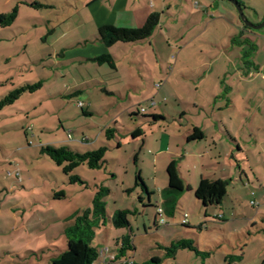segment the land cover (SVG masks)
I'll list each match as a JSON object with an SVG mask.
<instances>
[{"label":"rangeland","instance_id":"obj_1","mask_svg":"<svg viewBox=\"0 0 264 264\" xmlns=\"http://www.w3.org/2000/svg\"><path fill=\"white\" fill-rule=\"evenodd\" d=\"M32 1L49 7L36 9L23 3ZM210 1L212 9L216 7L219 11L217 15L228 17L229 10L238 21L229 0ZM249 1L250 7L263 13L264 0ZM15 5H18L15 21L8 27H0V100L19 86L37 82L41 86L31 92L26 90L12 103L0 106V264H51L50 258L66 248L64 230L73 224L72 215L87 212L99 185L110 190L105 205L106 222L113 210L130 207V235L136 249L131 258L133 264H158L151 261L152 257L159 255L163 260L164 256L156 243L167 244L178 238L193 239L199 253L180 249L174 259L168 258L160 264H264V241L259 237L264 231L256 233V227H263L264 222L256 216L255 226L244 218L254 215L257 206L249 205L246 187L238 179L228 187L224 197L223 210H226L228 222L214 218V213L210 212L206 228L196 227L197 224L192 227L181 225L185 212L192 223L204 218L205 207L200 201L198 205L195 203L194 193L182 199V208L173 219L163 214L165 221H174V224L163 225L158 216L159 236L153 233L154 226L143 230V223L150 222L157 207L151 204L143 213L139 210L133 214L137 204L139 209L144 207L139 206L138 193L144 189L143 195L148 197L142 180L137 178L139 167L151 173L153 163L152 151L145 152L144 157L141 152L142 157L136 162L134 152L142 143L131 137V131L142 128L147 131L150 142L159 136L158 133L151 134L158 125L148 127L155 122L150 123L142 116H160L162 128L166 121L174 127L194 121L195 116L214 113L211 105L213 84L224 86L228 82L226 78L230 80L234 74L233 67L240 64L234 56L225 59L224 35L228 27L222 19H218L223 22L221 26L215 24L214 27L211 23L205 33L200 34V38L210 39L211 50L208 51V41L204 43L205 47L201 40L198 41L199 37L191 38L198 29L196 27L202 29L206 25L203 20L197 24L195 15L191 19H178L165 14L163 22L146 41L150 56L147 57L148 66L144 68L147 80L142 82L128 69L126 62L119 61V70L115 72L107 64L103 66L104 71L98 69L96 63L85 60L96 52L101 41L83 0H0V13L10 11ZM253 13L251 8L244 9L247 19L259 24L264 16L258 21ZM245 30L258 36L257 42H261L264 49V25ZM215 42L216 54L212 50ZM198 45L202 46L201 52L192 54ZM112 48L116 53L121 51L119 44ZM155 48L161 51L160 58L154 56ZM257 62L264 63L263 52ZM228 68L231 75L224 77L222 72ZM85 80L89 86L83 87L81 84ZM127 80L133 81L132 86L126 83ZM120 86L123 88L119 89ZM81 87L83 91L77 92ZM180 117H184L183 122H179ZM106 129L113 130L109 139L105 135ZM165 141L162 140V145ZM44 145H68L79 152L106 146L105 162L100 169H89L85 165L73 169V174L87 182L88 186L84 188L79 183H69L63 166L41 152ZM122 184L129 185L131 196L117 193ZM59 191L63 195L56 196ZM217 206L221 205H211L210 210L217 213ZM167 227L172 229L168 234ZM94 231L92 245L99 249L108 247L113 252V232L106 233L103 226L95 227ZM94 264L120 262L98 259Z\"/></svg>","mask_w":264,"mask_h":264},{"label":"crops","instance_id":"obj_2","mask_svg":"<svg viewBox=\"0 0 264 264\" xmlns=\"http://www.w3.org/2000/svg\"><path fill=\"white\" fill-rule=\"evenodd\" d=\"M240 2L245 6L244 9L246 7L251 8L258 21L263 18L264 11L261 14L254 6L250 7L249 0H240ZM83 3L86 5L91 19H94L92 25L97 29L99 26L105 24L120 27H140L145 22L147 16L152 12L159 13V23L163 22V16L165 14L169 17L173 16V18L176 16L178 19L183 17L191 19L192 16L195 15V23L198 24L203 20L206 25L202 29H199L200 26L196 27L199 31H197V29L196 32L192 34L191 38L196 40L199 37L198 41L201 40L205 47L206 45L204 43L210 39L200 38L205 33L204 30L211 23H214V27H216L215 24L220 25V23L223 22L227 25L228 30L227 32L225 31L226 33L224 35V38L226 39L225 47L227 50L223 49L225 59L228 58V60H230L231 57L234 56L240 61V64L239 66L233 67V75L229 73L231 67L222 72L224 77L228 76V74L231 75L230 80H228V77L226 78L228 82L224 84V86L221 87V84H213L211 89V105L214 108V113L211 116H195L194 121H191L186 125L179 124L173 127L171 126V122L166 121V126L163 127V125L162 128H160L161 126H159V122H162L160 120L150 124L148 127L158 125V128L151 131V134L153 136L154 133L159 134L158 137H154L150 142L147 141V131L142 128H139L140 134L137 137H134V139H140L142 143L138 150L140 152H134V159H136L137 162L139 157H144L145 152L152 151L153 167L151 173H148L143 167H139L141 176L137 175V178L142 180L148 197L143 195L144 189L141 190V193H138L137 201L139 206L143 205L144 207L139 209L137 208V204L134 207L133 214L135 215L139 210L143 213L145 209H149V205L151 204L157 208L163 206L162 192L168 185L167 167L170 163H174L177 173L181 177L184 185L188 188L179 195L174 214L178 209L182 208V199L187 194L190 195V193H194L201 177L207 179L228 180L227 191L228 187L238 179L243 186L246 187L245 196L249 197V205L257 206L254 215H250L249 217L244 216V218H247L251 224H254L255 226H257L255 220L256 216H259L264 222V63L259 64L257 62L258 56L260 53H264V49L261 42H257L258 36L251 34L248 30L241 27L242 24L237 12L236 15L238 21L234 18V14L229 10L227 11L228 17L223 15L220 16V14L217 15L216 13H219V11H217L216 7L212 9L210 0H197L196 3L195 0H83ZM193 5L197 6V8L193 7ZM212 14H215V16ZM218 19H222L223 22ZM157 26L155 28H157ZM152 35L153 32L147 39L134 43L117 42L110 47H105L100 42L99 46L96 48V52L85 57V60L96 63L98 69H103L105 71L103 68L105 63L100 64L92 59L108 52L112 55L115 66L114 69L108 66L109 68L117 72L119 70V66L117 65L118 62H126L128 69L131 70V72L134 71V75L137 74L135 76L137 80L139 79L140 81L145 82L147 76L144 73V68H146L145 66H148L147 57L150 56L146 41L150 40ZM211 37L213 36L211 35ZM116 44L120 45L121 55H119L120 52L116 53L113 51L114 48L112 47ZM216 45V42L215 44H212V50L217 48ZM198 46L199 48L195 49L194 52L191 51L192 54H198L201 52L202 46ZM210 50L211 43L208 41V51ZM160 52V50L155 48L154 56L160 58ZM216 52L217 51L214 50L213 53L216 54ZM74 57L77 58L76 55H74ZM247 57L250 61L247 60ZM138 59L141 60L139 61ZM241 63L244 65L241 66ZM160 68V71H162L161 65ZM108 73L110 72H107V74ZM119 83H122V79L119 80ZM126 83L132 86L131 84L133 81L127 80ZM81 86H89V83L85 80L82 82ZM139 87L145 88L141 85H139ZM122 88V86L119 87V89ZM83 89L84 88L81 87L77 92H82ZM105 90L106 92L114 94V91L110 89ZM142 91L143 90L141 89L140 93ZM261 107H263V109H261ZM183 118L180 117L179 122H183ZM194 130L198 131V137L192 136ZM136 133L138 132L135 131V134ZM163 139H166L164 145H162ZM140 153L142 156L139 155ZM251 155L252 158L250 157ZM192 159L194 160L191 161ZM139 162H142V160H139ZM119 192L121 194L129 193L130 196L132 195L129 185L126 186L122 184L118 188L117 193ZM107 196L104 198L105 203ZM147 199L148 202H146ZM251 201H254L255 204L252 205ZM198 202L199 201L195 199L197 205ZM224 202L225 198L220 204L221 206L215 208L218 211H216L217 213L210 210L211 206L205 207L203 211L204 218L200 219L202 221H198V223L190 222V216L185 212L187 213V225L192 227L197 224L195 225L196 227L199 226L200 228H206V223L208 222L206 218L211 216L210 212L214 213V218L228 222L229 220L225 215L226 210H223ZM157 208L153 211L154 214L151 217L150 222H148L147 225L146 223H143V230L146 231L148 228L147 226H154L155 231L153 233L159 236L157 234L159 231V215L156 212ZM117 209L130 210V207ZM115 210H113V212ZM232 211L236 212L233 209ZM113 212L108 214L109 218ZM170 218L173 219L174 215ZM164 224H174V221L171 223L166 221ZM101 226L104 227L106 233L107 231H110L114 234L115 248L113 253L116 252V246L120 245L121 237L130 234L132 231L131 222L130 231H127L125 228L113 227L109 220L107 222L105 220L104 225ZM122 229H125V232L122 231ZM260 230L264 231V226L256 227V233ZM171 231L172 229L167 227V234ZM259 237L261 241H264V234H260ZM130 241L133 249L128 250L123 257L129 258V263H133L131 258L134 256L136 249L134 243H132V238ZM153 257L161 258L159 255ZM166 259L168 258H164L162 261ZM232 260H234V258Z\"/></svg>","mask_w":264,"mask_h":264},{"label":"trees","instance_id":"obj_3","mask_svg":"<svg viewBox=\"0 0 264 264\" xmlns=\"http://www.w3.org/2000/svg\"><path fill=\"white\" fill-rule=\"evenodd\" d=\"M238 2L244 9L245 6L240 1ZM23 3L36 9L49 7L48 4H44L38 1ZM17 14L18 5L13 6L8 12L0 13V27L10 26L15 21ZM158 23L159 13L152 12L147 16L144 24L138 28L102 25L97 29L98 39L105 47H110L117 42L134 43L149 38ZM242 26L245 29L248 28L243 24ZM92 60L100 64L105 63L112 69H114L115 67L113 57L108 52L95 57ZM40 86V82H37L34 85L19 86L0 100V106L3 104L12 103L26 90L31 92ZM138 112L141 113L140 110H138ZM83 113L89 114L86 111H83ZM142 118L151 123L159 121V118L161 117L157 115H151L145 117L142 116ZM112 131V129L105 130L107 139L113 136ZM135 131L138 133L135 134ZM139 132V128H136L134 131H132V137H137L140 134ZM198 135V131L194 130L192 136L198 137ZM106 151V146H99L95 149L87 150L84 152L74 151L73 149L68 147V145H44L41 148L42 153H45L47 156H49V158L57 165L63 166V172L68 176L69 183H79L84 188L88 186L87 182L82 180L79 176L73 174V169L79 165H85L89 169H100L104 165V156ZM167 173L168 185L162 192L163 206L160 207L163 210V214L165 213L167 216L172 217L175 212L179 195L188 188L184 185L181 177L177 173L174 163H170L168 165ZM227 186L228 180L226 179H207L201 177L194 191V196L204 207H208L211 205H220L227 193ZM109 192L110 190L108 187L99 185V188L94 192L91 204L92 206L87 210V212H83L81 214L75 213L72 215L74 219L73 224H71L64 230L66 248L50 258L51 264H94V262L98 260V248L92 245V240L95 235L94 228L104 225V222L106 220L107 210L105 207L106 203L104 201V198L109 194ZM60 195H63L62 191L56 193V196ZM130 213L131 211L129 209H117L112 213L110 218H108L113 227L125 228L130 231V221L128 219V215ZM182 225H187V223ZM130 240V234H126L121 237L120 245L116 246V260L114 261L129 259L123 256L128 250L133 249ZM156 246L163 252L164 258H174L175 254L180 249L194 251L196 254L199 253L197 247L194 245L193 239L191 238L172 239L167 244L156 243ZM151 261L160 264L162 259L159 257H152ZM123 264L128 263L124 262Z\"/></svg>","mask_w":264,"mask_h":264},{"label":"built area","instance_id":"obj_4","mask_svg":"<svg viewBox=\"0 0 264 264\" xmlns=\"http://www.w3.org/2000/svg\"><path fill=\"white\" fill-rule=\"evenodd\" d=\"M151 103L154 104L153 101ZM142 111H144V109H142ZM251 204L254 205L255 202L251 201ZM157 213L161 217V219H160L161 222L160 223L164 224L166 221L162 217L163 216V210H162V208L160 206L157 208ZM181 223L182 224H186L187 223V213L183 214V218L181 220ZM115 255H116V253L110 252L108 247H104V248H101V249L98 248V259H102L104 262L116 260L115 259ZM117 261L120 262V264H123L124 262L125 263L126 262L129 263V259L117 260Z\"/></svg>","mask_w":264,"mask_h":264},{"label":"water","instance_id":"obj_5","mask_svg":"<svg viewBox=\"0 0 264 264\" xmlns=\"http://www.w3.org/2000/svg\"><path fill=\"white\" fill-rule=\"evenodd\" d=\"M229 1L233 4V6H234V8L238 14V17H239V19L243 25H245L246 27H248L250 29H259L260 27H262L264 25V19L259 24L251 23L247 19L246 15L244 14V9L239 4V2L237 0H229Z\"/></svg>","mask_w":264,"mask_h":264}]
</instances>
